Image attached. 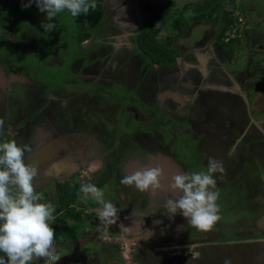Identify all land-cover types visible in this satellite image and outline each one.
<instances>
[{
  "label": "flooded vegetation",
  "instance_id": "flooded-vegetation-1",
  "mask_svg": "<svg viewBox=\"0 0 264 264\" xmlns=\"http://www.w3.org/2000/svg\"><path fill=\"white\" fill-rule=\"evenodd\" d=\"M19 1L23 0H11L12 12L6 16L14 27L0 13V142L29 146L24 162L38 169L39 193L55 198L44 202L56 207L64 188L95 184L104 190L105 200L120 209L114 224L101 223V233H147L142 245L162 252L153 258L161 264L162 256L174 255H185V262L210 264L211 242H264V226L257 224L264 208L254 209L257 203L251 202L258 191L264 192L258 181L264 172V108L251 111L248 96L256 73L264 70V36L257 42L260 38L246 26L237 30L238 24L232 23L235 33L227 31L220 14L213 23L205 11L186 18L182 10L174 16L181 26L173 20L170 30L159 36L166 19L157 9L160 3L95 0V10L73 17L76 29L66 52L73 51L67 71L75 81L52 79L46 85L29 61L20 65L23 57L34 54L39 41L30 25H20L24 16L29 22L32 17L23 15L20 9L26 7ZM196 25L203 29L190 42ZM149 28L167 48L168 59L145 52L142 38ZM189 139L200 153L197 166L182 149ZM212 152L225 159L224 172L214 174L220 219L211 231H201L179 212L169 214L164 203L177 196L169 188L171 177L206 171ZM145 166L163 169L159 190L141 192L121 183L125 174ZM70 207L81 210L80 219L84 213L83 222L98 228V203L85 202L80 194ZM59 213L65 209L55 215ZM224 213L231 217L224 218ZM86 227L79 238H85ZM56 253L60 258L55 264H60L64 249L56 248ZM136 253H131L134 263L150 264L148 255ZM87 255L83 253L80 264H86Z\"/></svg>",
  "mask_w": 264,
  "mask_h": 264
},
{
  "label": "clouds",
  "instance_id": "clouds-1",
  "mask_svg": "<svg viewBox=\"0 0 264 264\" xmlns=\"http://www.w3.org/2000/svg\"><path fill=\"white\" fill-rule=\"evenodd\" d=\"M32 3L46 14L45 21H53L65 10L76 18L96 9L95 0H25L22 6L29 7ZM42 27L45 32L56 29L52 22H43ZM28 150V145L20 147L15 140L0 142V253H3L0 264H30L34 257L55 264L60 258L55 248L56 232L50 226V222L55 221V206L44 202L43 195L34 188L33 181L39 173L35 166L24 162ZM218 172H224L222 162L209 157L206 171L173 175L169 188L177 196L166 199V211L171 215L179 212L192 227L211 231L220 219L219 192L214 190L217 184L214 174ZM164 178L161 167L145 166L125 174L121 183L141 192L157 191ZM79 194L85 202L91 199L101 206L98 218L106 227L116 222L120 209L105 200L103 189L93 183H84L80 185ZM224 264H231V261L225 259Z\"/></svg>",
  "mask_w": 264,
  "mask_h": 264
},
{
  "label": "rangeland",
  "instance_id": "rangeland-1",
  "mask_svg": "<svg viewBox=\"0 0 264 264\" xmlns=\"http://www.w3.org/2000/svg\"><path fill=\"white\" fill-rule=\"evenodd\" d=\"M150 4H161L157 7L158 11H161L163 16L166 17L165 23L163 24V29L160 30L159 36H162L164 32L170 30V28L174 25L175 22L178 26L180 25V19L174 20V16L179 14L178 11H184V17H189L190 15H194L195 13L202 14L204 11L207 12L208 18L210 21L214 23V20H217L216 15L225 18L226 21V30L229 32L232 28L233 24H238L236 27L243 28L247 27L249 30L253 32L254 35L258 36L257 42L263 39L264 36V0H222V9L213 13H210V5L202 10L196 11L192 10L193 6L200 7L201 3L206 0H148ZM218 1V0H217ZM21 4L25 2L19 1ZM221 2V1H220ZM194 3V4H193ZM17 4V3H16ZM193 4V6H192ZM226 5V6H225ZM14 6L16 7L15 3ZM188 8V9H186ZM201 8V7H200ZM224 9V10H223ZM23 13H28L29 16L32 17V20L25 19V23L20 25H30L32 30L35 32L36 37L39 41L38 48L34 52L32 56L23 57L20 61L21 64H27V61L31 63L34 71L36 72L37 78L44 81L46 85H50V81L48 80H59L61 82H70L72 78L67 71V64H69V57L73 51L66 52V50L71 49L72 47V37L73 32L76 29V24L74 18L71 14L65 10L61 13H58L53 21H45V13H42L38 10L35 3H32L31 6L26 7L25 9H20ZM181 11V12H182ZM224 11V12H223ZM12 12V10H11ZM204 15V14H203ZM213 16L210 17V16ZM5 14L4 22L12 25L14 27V23L9 18L7 19ZM181 18V17H180ZM228 18H232V20L228 21ZM174 20V22H173ZM52 22L55 23L56 29L45 32L42 27V23ZM158 24H161L158 22ZM181 26V25H180ZM18 29L19 27L18 21ZM203 27L194 26L192 28L191 35L189 36L188 41H194L199 34L201 33ZM18 30V31H19ZM164 30V31H163ZM163 31V32H162ZM168 35L166 34L165 37ZM262 37V38H261ZM181 42V41H180ZM5 44V42H3ZM6 45V44H5ZM231 46H226V49H230ZM259 56L255 55V59H258ZM54 61L51 64H48L50 60ZM34 62H33V61ZM256 83L254 87H252L251 93L248 95L249 100L252 102L251 111L260 110L264 108V82H261V78H264V70L258 71L256 76ZM54 87V86H51ZM119 89V87L117 88ZM250 110V109H249ZM251 114V113H250ZM249 114V115H250ZM237 143V142H236ZM235 144H232L233 148ZM195 143L189 139L188 142L185 143V146L182 148L188 152V158L197 164L199 163L200 153L197 152V148H195ZM218 149V148H217ZM225 152L228 151L227 147L222 148ZM212 158H215L218 161L224 162L223 156H219V159L216 158L215 152H212ZM30 165L29 163H27ZM200 169V168H199ZM137 169H135L136 171ZM51 180H54L53 175H51ZM37 178V177H36ZM33 181L34 188L36 192L39 193L38 185L40 180ZM48 180H42V182H47ZM46 201H54L55 198L43 197ZM46 198V199H45ZM52 203V202H51ZM83 203V202H80ZM79 204L78 208L80 209ZM77 208V207H75ZM83 210H86V207L83 205ZM88 210V209H87ZM102 209H99L100 212ZM64 213H59L55 215L60 220L57 221L55 219L54 222H50L51 225H56L57 228L61 231L60 238L58 237L55 240V247H63L65 258L60 260V264H80L79 259L82 260V251L88 253L86 264H136L133 261L135 258L131 257L132 252L137 251L136 255L139 252H142L145 255L150 257L148 261L150 264H161L160 261L157 263L153 260L154 257H160L162 252L155 250L154 246L148 245L143 246L142 240H147L148 234H142L141 237L137 236L139 232L136 233H128L127 236H123L121 233L114 232L113 235H107L106 232L102 234L101 232V222H97L95 224L98 228H91V225L88 224L87 221L83 222L84 213L82 215V219L78 218L74 221L71 219L64 218ZM231 216L224 213V218H230ZM94 221L97 217H93ZM83 222V223H81ZM87 232L85 234V238H79L78 236L81 234V230L84 226H86ZM254 237V235H251ZM256 239V238H255ZM111 240V241H110ZM149 240V239H148ZM254 240V239H253ZM61 241V242H60ZM111 244H113L114 248H112ZM214 242H211L210 254L212 255L210 264H224L225 259L231 261V264H264V242H247L242 241L239 244H231V245H214ZM143 247L142 249H140ZM139 249V250H138ZM71 251L76 252V257L73 255ZM69 253V254H68ZM108 253V256H107ZM3 255V253H0ZM151 255V256H150ZM124 256V257H122ZM185 255H174L171 256H162L165 261L164 264H188L192 263V260H188L185 262ZM100 258L99 262L93 259ZM119 258V259H117ZM182 259V260H181ZM190 259V258H189ZM120 260V261H119ZM45 259L33 258L30 264H42ZM46 264L48 261L46 260ZM197 264V262L195 263ZM199 264V262H198Z\"/></svg>",
  "mask_w": 264,
  "mask_h": 264
},
{
  "label": "trees",
  "instance_id": "trees-1",
  "mask_svg": "<svg viewBox=\"0 0 264 264\" xmlns=\"http://www.w3.org/2000/svg\"><path fill=\"white\" fill-rule=\"evenodd\" d=\"M221 1V2H220ZM201 8L198 6H195V10L199 11L203 8H206L210 5V13H215L222 9V0H206L200 4ZM226 6V5H225ZM224 7V6H223ZM12 10V3L11 0H0V13L2 17H5V14H9V12ZM224 10V9H223ZM224 12V11H223ZM0 17V19H2ZM143 48L145 52L154 58L166 60L169 58V52L167 51V48L163 44H159L158 41L154 39V31L150 28L146 30L143 34ZM79 189L73 188V189H66L64 188L63 191L60 194L59 197V204L55 207L54 215L60 211L65 209L64 218H69L71 220H76L80 218L81 210L77 211L73 207H70V204L72 201H76L79 197L78 195ZM55 232H56V238L60 237L61 231L57 228L56 225L51 226Z\"/></svg>",
  "mask_w": 264,
  "mask_h": 264
},
{
  "label": "crops",
  "instance_id": "crops-1",
  "mask_svg": "<svg viewBox=\"0 0 264 264\" xmlns=\"http://www.w3.org/2000/svg\"><path fill=\"white\" fill-rule=\"evenodd\" d=\"M230 29V33H235V32H232V28H229ZM236 29L238 30L239 29V27H236ZM229 31V30H228ZM260 175V177H258V181H259V183H260V185H263L264 186V172L262 173H260L259 174ZM254 199H252L251 200V202L255 205L256 203V205H255V207H254V209L256 208H264V192L262 191H258V194H256L254 197H253ZM254 201V202H253ZM257 224H258V226L260 225V226H264V215H262V217L257 221ZM259 226V227H260ZM258 237H261L260 235H258ZM59 238L60 237H58V240H59ZM56 240V239H55ZM256 240H262V239H256ZM61 242V241H60ZM61 249H64L63 247H60ZM65 250V249H64ZM72 253H73V255L76 257L77 255H76V252H74V251H71ZM84 253V251H82V253L81 254H83ZM42 264H46V260L45 261H43L42 262Z\"/></svg>",
  "mask_w": 264,
  "mask_h": 264
},
{
  "label": "water",
  "instance_id": "water-1",
  "mask_svg": "<svg viewBox=\"0 0 264 264\" xmlns=\"http://www.w3.org/2000/svg\"><path fill=\"white\" fill-rule=\"evenodd\" d=\"M165 181H167V179H165Z\"/></svg>",
  "mask_w": 264,
  "mask_h": 264
}]
</instances>
